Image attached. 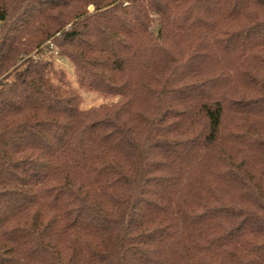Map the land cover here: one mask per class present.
Here are the masks:
<instances>
[{
  "label": "trees",
  "instance_id": "obj_1",
  "mask_svg": "<svg viewBox=\"0 0 264 264\" xmlns=\"http://www.w3.org/2000/svg\"><path fill=\"white\" fill-rule=\"evenodd\" d=\"M127 1L0 0V264H264V0Z\"/></svg>",
  "mask_w": 264,
  "mask_h": 264
},
{
  "label": "rangeland",
  "instance_id": "obj_2",
  "mask_svg": "<svg viewBox=\"0 0 264 264\" xmlns=\"http://www.w3.org/2000/svg\"><path fill=\"white\" fill-rule=\"evenodd\" d=\"M123 6L128 5L127 0H122ZM88 13H93V6H88ZM152 22L148 29V38L154 44H159L158 42V29H159V20L152 15ZM37 50V49H36ZM33 50L29 56L36 62L48 63L46 70V76L50 82L57 87L63 89L72 90L78 97V107L81 110H91L99 108L102 105H108L110 103H115L119 99L117 96H108V94H103L102 92L93 90L86 85L79 83L77 75L75 73V67L69 58L64 56L49 55L45 50L36 51ZM14 68H17V71H21L24 66L21 64V61L18 62ZM10 72V71H9ZM8 73V72H7ZM6 73V74H7ZM16 73V72H15ZM15 73H11L9 80H11ZM5 74V75H6ZM5 75L0 77V83L4 79Z\"/></svg>",
  "mask_w": 264,
  "mask_h": 264
},
{
  "label": "built area",
  "instance_id": "obj_3",
  "mask_svg": "<svg viewBox=\"0 0 264 264\" xmlns=\"http://www.w3.org/2000/svg\"><path fill=\"white\" fill-rule=\"evenodd\" d=\"M46 48L44 49L46 51V53H48L49 55H57V50L54 47L53 43L51 41H48L46 43Z\"/></svg>",
  "mask_w": 264,
  "mask_h": 264
}]
</instances>
